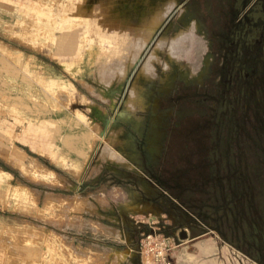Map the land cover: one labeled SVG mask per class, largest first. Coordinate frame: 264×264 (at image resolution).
<instances>
[{
    "label": "rangeland",
    "instance_id": "obj_1",
    "mask_svg": "<svg viewBox=\"0 0 264 264\" xmlns=\"http://www.w3.org/2000/svg\"><path fill=\"white\" fill-rule=\"evenodd\" d=\"M228 3L0 0V264L264 261V46L217 91Z\"/></svg>",
    "mask_w": 264,
    "mask_h": 264
},
{
    "label": "flooded vegetation",
    "instance_id": "obj_2",
    "mask_svg": "<svg viewBox=\"0 0 264 264\" xmlns=\"http://www.w3.org/2000/svg\"><path fill=\"white\" fill-rule=\"evenodd\" d=\"M227 1L230 28L216 35L217 64L221 56L224 62L215 71L222 78L216 89L225 96L261 78L264 46V0Z\"/></svg>",
    "mask_w": 264,
    "mask_h": 264
},
{
    "label": "bare ground",
    "instance_id": "obj_3",
    "mask_svg": "<svg viewBox=\"0 0 264 264\" xmlns=\"http://www.w3.org/2000/svg\"><path fill=\"white\" fill-rule=\"evenodd\" d=\"M156 28V27H155ZM65 40V39H64ZM69 41V40H68ZM70 42V41H69ZM71 44V43H70ZM113 51V50H112ZM72 133V132H71ZM70 133V134H71ZM76 135V134H75ZM75 135H73V136H75ZM68 141V140H67ZM73 145V144H72ZM66 146V145H65ZM73 147V146H72ZM72 150V149H71ZM53 171V170H52ZM36 173H37V171H36ZM39 173V172H38ZM55 173V172H54ZM42 175V174H41ZM52 175V174H51ZM43 176V175H42Z\"/></svg>",
    "mask_w": 264,
    "mask_h": 264
},
{
    "label": "trees",
    "instance_id": "obj_4",
    "mask_svg": "<svg viewBox=\"0 0 264 264\" xmlns=\"http://www.w3.org/2000/svg\"><path fill=\"white\" fill-rule=\"evenodd\" d=\"M261 264H264V262L262 261V260H259V259H257Z\"/></svg>",
    "mask_w": 264,
    "mask_h": 264
},
{
    "label": "crops",
    "instance_id": "obj_5",
    "mask_svg": "<svg viewBox=\"0 0 264 264\" xmlns=\"http://www.w3.org/2000/svg\"><path fill=\"white\" fill-rule=\"evenodd\" d=\"M0 171H1V172H4V173L7 172V171H5V170H0ZM8 173H9V172H8Z\"/></svg>",
    "mask_w": 264,
    "mask_h": 264
},
{
    "label": "water",
    "instance_id": "obj_6",
    "mask_svg": "<svg viewBox=\"0 0 264 264\" xmlns=\"http://www.w3.org/2000/svg\"><path fill=\"white\" fill-rule=\"evenodd\" d=\"M185 236H186V235H185ZM185 236H184V237H185Z\"/></svg>",
    "mask_w": 264,
    "mask_h": 264
}]
</instances>
